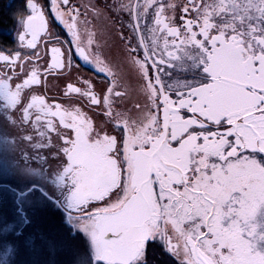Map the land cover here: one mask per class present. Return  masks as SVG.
<instances>
[{"label":"flooded vegetation","instance_id":"af4514ba","mask_svg":"<svg viewBox=\"0 0 264 264\" xmlns=\"http://www.w3.org/2000/svg\"><path fill=\"white\" fill-rule=\"evenodd\" d=\"M57 1L73 10V21L83 7L85 26L70 30L55 14L52 0H32L13 43L0 47V132L19 152L17 158L0 162V187L16 194L22 212L20 200L39 193L73 228L68 218L90 216L94 221L101 216L98 227L108 261L129 264L144 251L146 263L148 217L144 212L134 218L137 213L128 204L138 194L146 197L150 183L169 177L196 192L185 161H176L169 150L174 119L193 110L167 92L164 69L187 49L209 50L207 70L216 65L212 56L218 49L232 52L219 33L237 17L238 0ZM40 14L45 15L44 29ZM30 15L36 17L35 24H26ZM140 59L151 72L142 90ZM17 163L29 176L16 172ZM21 180L30 185L22 188ZM111 181L117 186L104 191ZM82 183L85 189L78 195L86 200L78 204L74 196ZM127 183L134 186L128 200L119 207H103ZM99 191L107 195L94 199ZM117 246L128 250L127 260L115 252ZM164 248L172 255L178 252L179 241L170 232ZM199 257L210 264L204 255Z\"/></svg>","mask_w":264,"mask_h":264},{"label":"rangeland","instance_id":"374dc122","mask_svg":"<svg viewBox=\"0 0 264 264\" xmlns=\"http://www.w3.org/2000/svg\"><path fill=\"white\" fill-rule=\"evenodd\" d=\"M261 1L236 2L234 12L237 17L233 22L224 23L219 33V39L227 41L232 52L218 49L226 54L223 57L229 64L235 63L239 68H242L241 64H252L247 66L249 70L243 67V74L249 73V77L253 74L251 79L262 78L261 87H256L251 79L235 74L232 69L227 72L216 70L214 59L216 65L214 63L212 69L207 70V48L187 49L177 61L166 65L168 68L163 72L166 90L172 99L177 102L183 99V106L193 110V113L185 111L175 118L176 130L174 128L169 145L173 150L180 149V156L174 157V153H178L174 152L172 158L181 163L185 161L187 178L196 192L185 188L174 177L154 181L149 184L147 196L142 197L146 205L143 217H148V246L151 242L165 246L167 232L179 241L178 252L173 255L178 264H208L196 254L195 241L199 237V248L210 264H264V132L254 125H247L256 116L264 118V5H259ZM243 2L249 7L243 6ZM52 7L68 29L74 25L76 29L85 26L83 7L77 12L80 15L76 21L72 20L73 10L60 1L52 0ZM126 54L123 51L125 60L128 58ZM144 66L140 59L139 90L145 86L146 75L151 73ZM238 85L241 90L237 89ZM235 89L244 92V99L248 100L242 109L230 103L237 94ZM154 90L157 97L156 84ZM206 92L210 94L209 100H200L201 93ZM215 98H220L221 107H212L211 101ZM228 100L230 104L224 102ZM246 126L252 130L251 136L243 131ZM18 156L17 148L4 132H0V162ZM17 164L16 172L29 176L23 165ZM18 184L22 188L30 185L25 180ZM132 185L124 184L103 207L122 206L128 200ZM16 198L12 191L0 189V264H125L109 262L104 255V239H100L103 230L98 227L101 216L97 215L99 218L92 221L90 216L76 215L70 219L73 228L66 225V216L57 211L54 216L65 224L64 230H68V236H65L74 242L65 245L67 239L65 243L62 232L57 227L53 231L51 223L50 227H36L31 235L34 230L29 226L31 222H37L50 212L55 214L56 209L50 200L42 198L39 193L22 198L21 202L27 208L23 216L11 208L18 207ZM113 232L115 234L118 230ZM25 238L30 240L28 245ZM117 248L120 250L115 252L127 260L128 250ZM145 248L148 247L144 243L143 250ZM149 256L153 257V251ZM144 258L143 251L129 264H142Z\"/></svg>","mask_w":264,"mask_h":264},{"label":"trees","instance_id":"16d2710c","mask_svg":"<svg viewBox=\"0 0 264 264\" xmlns=\"http://www.w3.org/2000/svg\"><path fill=\"white\" fill-rule=\"evenodd\" d=\"M27 1L28 0H0V47L10 46L13 43V36H14V33L18 27V24H19L20 20L22 19V17L24 16V14L27 12ZM0 189H4V188H0ZM5 190H8V189L5 188ZM8 191H10V190H8ZM31 195H33V193H30L27 196H24L23 198H27ZM42 198H45V197H42ZM45 199H47V198H45ZM47 200L49 201V199H47ZM20 202H21V200H20ZM15 203L19 207V202L17 201V199H15ZM18 207L13 206L11 208H14L15 210L17 209L18 213H21L23 216H25V212L27 210L25 204L23 203V210L25 211L23 213H22V211L18 210ZM53 207L56 209L55 214H53V212H50L47 215H43L42 218H40L37 222H35V223L31 222L29 224L30 228L33 227V229H34L33 233H31V235H34V233L36 231V227H38V226L50 227V223H51V226H53V227H51V228H53V231H54V228L57 227V229L62 232L61 235H62L64 242L66 241L65 239H67V243L65 242L66 243L65 245H70V244L72 245V243H74V242L70 238H67L65 236V235L68 236V234H67L68 230H66V231L64 230L65 224H63V222L60 223V221L57 220V217L54 216V215H56L57 211L59 214H62V213L55 206H53ZM9 208H10V206H9ZM66 225H67V223H66ZM52 235H54V234L52 233ZM27 237L29 239H31V236H27ZM59 240L63 241L62 239H59ZM29 241L30 240H27V238H25V243L27 245L29 244ZM154 244L155 243L152 244V242H151V244L149 246V252L147 253L149 260H150V261H148L149 264H161V263L165 264L164 262H170V264H171V262H173V264H178V260H175L174 256L171 253H169L164 248V246L162 244H160V243H156L155 245ZM152 251H153V257L149 256ZM155 260H157L159 262H156ZM148 262L146 264H148ZM142 264H144V263H142Z\"/></svg>","mask_w":264,"mask_h":264},{"label":"bare ground","instance_id":"6f19581e","mask_svg":"<svg viewBox=\"0 0 264 264\" xmlns=\"http://www.w3.org/2000/svg\"><path fill=\"white\" fill-rule=\"evenodd\" d=\"M223 55L224 54H222V52H217V53H215L214 54V58H213V56H212V59H214V61H216L217 62V65H216V67H214L216 70H218V71H222V70H224V71H226V70H231V71H233L235 74H241V77L242 78H244V79H246V80H249V79H251L250 77L252 76L253 77V74H251L250 75V77H249V73H246V74H243V71L242 70H245L243 67H246V70H249V69H247V66L248 65H251V66H253L252 64H247V65H244V64H241V66H242V68H239V66L238 65H236L235 63L233 64V63H231V64H229L228 63V61L225 59V57H223ZM226 55V54H225ZM224 55V56H225ZM240 65V64H239ZM240 66V67H241ZM239 70H241V71H239ZM227 72V71H226ZM251 81L254 83V84H256L255 86L256 87H261V83H262V81H263V79L262 78H259V79H255V78H253V79H251ZM207 88V90H208V86H206ZM237 89H240L241 90V87L238 85L237 86ZM237 89H235L237 92V94H236V96L234 97V99H232L231 100V102L228 100V101H224V102H226L227 104L230 102V103H233L234 105H236V106H238V107H240L241 109L242 108H244L243 106H245V103L246 102H248V100L247 99H244V97H245V94H244V92L242 93V92H240V91H238ZM224 93V92H223ZM200 100H203V99H207V100H209V98H210V94L208 93V92H206V93H201V95H200ZM224 100H226V98H223ZM183 101L182 102H180V106L181 105H183ZM229 103V104H230ZM211 104H212V107H214V106H216L217 108H219V107H221L222 105H220V98H215L214 100H212L211 101ZM204 112V111H203ZM180 115H178V116H176V119H178V117H179ZM175 120V119H174ZM248 124V126H251V125H254L253 127H255V128H258L259 129V131H262V132H264V118H262V115L261 116H256V117H254L253 119H252V121L250 122H247ZM181 127H182V124H181ZM180 127V128H181ZM252 127V128H253ZM173 128H175V130H176V125H175V127H173ZM245 128V127H244ZM185 128H182V130H184ZM244 132H245V134L246 135H248V136H251L253 133H252V130L251 129H249L247 126H246V128L243 130ZM263 145H264V143H263ZM170 150V153H174V152H178V153H180V149L179 148H176L175 150H172L171 148L169 149ZM178 154H176V156H177ZM142 200V197H139V196H137L134 200H133V202H131L129 205H128V208H131V209H133L134 210V212H135V214H136V216H134V218H138L139 217V215L141 214V213H144V209H145V201H143ZM119 222V221H118ZM131 233V232H130ZM135 234L137 233V231L135 230V232H134ZM134 233L132 232L131 234H132V236L134 235Z\"/></svg>","mask_w":264,"mask_h":264},{"label":"water","instance_id":"95a60500","mask_svg":"<svg viewBox=\"0 0 264 264\" xmlns=\"http://www.w3.org/2000/svg\"><path fill=\"white\" fill-rule=\"evenodd\" d=\"M32 0H28L27 1V5H28V7L30 8V9H32L33 8V6H32ZM45 15H43V14H40V19H41V24H42V29H44L45 28V26H46V21H45V17H44ZM36 21H37V19H36V17L34 16V15H30V16H28L27 17V19H26V24H30V23H33V24H35L36 23ZM0 59H3V55H2V53H0ZM155 70V75H156V77L159 79V75H158V71L156 70V68L154 69ZM160 88H162L161 87V85H160ZM163 94V93H162ZM166 135V138H167V134H168V131H166V133H165ZM117 186V183L115 182V181H111L109 184H108V188H107V190H104V191H110L111 189H113V188H115ZM83 189H85V184L84 183H82V184H79V186H78V190H77V193H76V196H74V197H76V198H74V199H76V201H77V203L78 204H80L81 203V200H83L84 199V201L86 200V198L84 197V198H81V197H79V191L80 190H83ZM104 191H99L100 193H97L96 195H95V197H94V199H100V198H103L105 195H107V193L106 192H104ZM198 191V190H197ZM198 192H200V193H202V194H204L202 191H198ZM24 193H26V192H22V193H20V195L21 194H24ZM80 199V200H79ZM213 211V210H212ZM68 222L69 223H71V221L69 220V218H68ZM207 229H208V227H207ZM201 239V237H199V238H197V240L195 241V251H196V254L197 255H199V256H202V253H201V251H200V248H199V240Z\"/></svg>","mask_w":264,"mask_h":264}]
</instances>
